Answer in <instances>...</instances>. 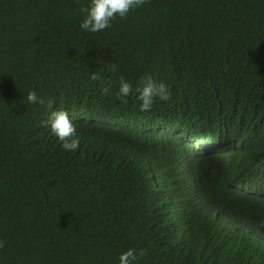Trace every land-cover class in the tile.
<instances>
[{
    "label": "trees",
    "instance_id": "trees-1",
    "mask_svg": "<svg viewBox=\"0 0 264 264\" xmlns=\"http://www.w3.org/2000/svg\"><path fill=\"white\" fill-rule=\"evenodd\" d=\"M0 264H264V0H0Z\"/></svg>",
    "mask_w": 264,
    "mask_h": 264
},
{
    "label": "clouds",
    "instance_id": "clouds-1",
    "mask_svg": "<svg viewBox=\"0 0 264 264\" xmlns=\"http://www.w3.org/2000/svg\"><path fill=\"white\" fill-rule=\"evenodd\" d=\"M190 169L189 164H185V169ZM211 216H214L215 219L217 220V222L222 223L226 220L224 211L218 209V208H213V211L210 212ZM248 232L251 234L252 238L255 239L256 241L260 242L262 241L260 238V234L258 235L257 233H255L254 231L248 230Z\"/></svg>",
    "mask_w": 264,
    "mask_h": 264
}]
</instances>
